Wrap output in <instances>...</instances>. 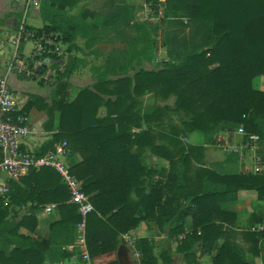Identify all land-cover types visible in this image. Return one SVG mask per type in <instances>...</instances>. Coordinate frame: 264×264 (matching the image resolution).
<instances>
[{"label":"trees","instance_id":"1","mask_svg":"<svg viewBox=\"0 0 264 264\" xmlns=\"http://www.w3.org/2000/svg\"><path fill=\"white\" fill-rule=\"evenodd\" d=\"M76 1L43 0L40 8L56 17ZM146 1L152 17H159L157 22L139 20L137 9L126 0H106L102 13L83 8L68 17L62 28L54 22L39 28L26 26L38 34L57 33L63 43L78 33L127 38L126 48L106 61L108 69L117 67L119 73L115 77L109 72L97 74L90 86L81 87L72 98L68 79L73 60L62 65L63 55L44 54L54 59L50 124L57 112V131L35 153L44 154L65 140L68 157L79 156L70 172L81 181L95 209L85 224L91 258L114 252L118 236L140 221L160 229L167 226L169 234L177 237L185 232L188 219L190 230L178 245L188 264L195 258L191 251L195 241L210 252L220 237L223 242L211 264H252L251 256L231 239L235 215L223 211L220 204L237 200L240 191L264 200V169L220 173L197 166L202 148L181 137L200 132L206 143H212L220 131L241 126L244 140L258 135L256 153L264 165V90L253 86L255 77L264 76V0ZM88 17L91 23L86 22ZM158 30L165 59L152 69L135 70L142 60L155 56ZM149 94L161 100L174 96L173 104H155L143 111V96ZM37 100L44 102L34 96L27 104L35 105ZM146 154L162 166L149 167ZM9 188L7 206L0 198V264H44L70 256L65 246L74 243L80 215L69 202L60 175L51 168L33 169L10 179ZM48 203L56 204L58 214L49 224V236L34 238L17 232L20 228L34 231L37 213ZM22 209L26 211L19 215ZM257 221L252 218L251 223ZM249 227L244 230L246 238L253 245L260 239L264 244V230ZM139 243V263L158 264L150 240L141 238ZM100 262L119 264L116 259Z\"/></svg>","mask_w":264,"mask_h":264},{"label":"crops","instance_id":"2","mask_svg":"<svg viewBox=\"0 0 264 264\" xmlns=\"http://www.w3.org/2000/svg\"><path fill=\"white\" fill-rule=\"evenodd\" d=\"M23 1L24 0H0V57H3L6 52L9 51L11 52L10 61L14 51L12 40L17 31L18 25L23 18L25 27L30 26L39 28L45 23L50 24L54 22L57 24L56 26L62 28L68 17L77 15V13L83 8L89 9L98 14L107 9L105 4H96L97 0H78L72 6L66 5L63 10L58 11L56 17H53L50 16V11L43 10L42 12L40 3L37 6L31 7L35 10L34 19L37 20L38 18L41 20V23L35 26L26 23L24 11L23 15H21ZM126 1L137 9V13L142 10L141 6L148 3L146 0ZM139 2H142L141 5H137ZM148 4L150 5V3ZM86 22L91 23V18H86ZM126 41V37L115 38L112 34L90 38V36L78 33L71 41L65 42L68 49L65 57L61 59V64L63 65L66 63L69 58L73 60L72 74L68 79L70 83L68 91L71 98L81 87L86 85L90 86L95 81V76L97 74L109 72L110 77H115L114 75L119 73L117 67H115L114 70L108 69L106 61L108 57L114 54V52L125 49ZM25 45L26 43L20 44V56L26 57L30 51L29 49L25 52ZM156 51L158 52L159 50ZM161 51H163V48H161ZM162 54L165 57L164 53ZM148 62L150 61L142 60L141 64L135 66V70L140 68L147 69L146 65ZM9 63L5 65L4 68L0 67V75L7 73ZM134 72L135 71L131 70L129 74L132 75ZM9 75L12 76L10 84L15 86L11 89L20 97L23 103L22 110L28 116L29 126L31 128L29 135L22 141V148L25 151H35L50 138V134L57 131V112L52 124H50V81L49 79H45L44 81L38 82L37 87H33L21 83L20 79L23 80L24 76H20L15 72L8 73V78ZM34 96L42 98L44 102L37 100L35 105H28L27 103L33 101ZM44 107L46 108V111L44 110ZM103 108L104 107H101L99 109L100 115L103 113ZM142 108L143 111L149 108L148 96L143 97ZM234 138L232 137L231 140L233 141ZM201 140L202 141H199V137L195 133L186 137L187 142L198 145V147L202 148L197 154L198 159L195 162L197 166L213 169L220 173L254 172L256 166H259L260 169L263 167V161L257 155V150L252 151L247 147L233 146V148L237 150L229 151L215 142L206 143L203 136ZM245 151L250 152L249 158L251 159V166L245 162ZM143 154L145 155V152ZM146 157L149 162L148 166L150 167V165H154L153 163L156 162L155 156L146 154ZM79 159L78 155L73 154L67 158V163L70 166L78 162ZM156 163L158 166H162L160 162ZM0 198L3 203L7 201L1 196ZM220 206L223 211L232 212L235 215L234 221L236 222V226H233L232 241L241 247L246 256H251L252 264H264V244L262 240L260 239L256 245H253L252 242L246 238L244 232V230H247L248 226L251 224L252 218L260 220L259 222L257 221L256 224H264V200H256L252 192L240 191L237 200L223 201ZM25 211L26 209H22L19 215H22ZM46 218H48V220L43 221ZM37 219L38 224L34 231L20 228L17 232L34 238H46L50 234L49 224L58 219V214L55 209H52L48 213L45 211H39L37 213ZM186 220L185 232L179 234L177 237L169 234L167 226H164L162 230L152 223L147 224L145 221H140L134 229L118 236V247L114 252L101 256L98 260L95 259V261L101 263L100 261L116 259L119 264H140L141 250L139 240L141 238H148L153 252L158 258V264H188L184 258V254L178 250L180 240L185 236V233L190 230L189 221L188 219ZM61 237L64 240L68 238V234L62 235ZM222 242L223 237L218 238L213 243L211 251L206 252L203 245L200 242L195 241L191 248L195 258H193L192 260L194 261H191L189 264H211V257L217 254ZM11 248L12 247L7 250L9 251ZM65 248L72 253L70 256L61 259L58 262H50L48 260L44 264H83L80 257L81 242L77 229L74 243L67 244ZM160 254L161 257H159ZM162 255L167 257L168 261H162Z\"/></svg>","mask_w":264,"mask_h":264},{"label":"built area","instance_id":"3","mask_svg":"<svg viewBox=\"0 0 264 264\" xmlns=\"http://www.w3.org/2000/svg\"><path fill=\"white\" fill-rule=\"evenodd\" d=\"M41 1L43 0H24L22 7L24 15L27 10L39 5ZM23 19L12 40L14 51L7 73L0 75V196L8 200L10 179L16 180L33 169H54L68 189L69 202L77 207L80 215L77 231L81 242L80 257L83 264H102L90 257L85 244L86 217L95 209L88 195L81 189V182L75 180L70 172V166L67 163L70 152L67 142L63 140L55 143L52 149L40 155H37L35 151H25L22 148V141L29 135L31 128L28 116L22 110L23 103L11 89L7 74L15 72L20 76L34 78V76H38V72L44 70L46 71L45 78L49 79L48 77L54 71L51 68L54 59L44 54L53 53L60 56L62 53L58 34L52 32L38 34L25 27ZM27 42H31L33 46L26 57L20 56V44ZM231 134L232 132L218 133L214 136V142L226 149L228 148L229 151H236L237 149L231 145ZM242 145L255 151L258 149V135H248V139ZM254 170L259 171L260 167L256 166ZM55 207L54 203H48L44 206V211L48 213ZM250 230H264V224L252 225Z\"/></svg>","mask_w":264,"mask_h":264},{"label":"rangeland","instance_id":"4","mask_svg":"<svg viewBox=\"0 0 264 264\" xmlns=\"http://www.w3.org/2000/svg\"><path fill=\"white\" fill-rule=\"evenodd\" d=\"M105 1L106 0H97L96 1V4L100 3L101 5L105 4ZM140 1V0H139ZM142 3V2H141ZM141 3H137V5H141ZM106 6V5H105ZM96 7V5H95ZM99 7V6H98ZM142 7V10H140L138 13H137V18L141 21H146V22H150V23H153V22H157L158 21V18L159 17H152V9H151V6L148 4V3H145V5L141 6ZM35 10L33 8H30L29 10H27L26 14H25V20H26V23L27 24H30V25H39L41 22L40 19L37 18V20L34 19V12ZM162 14V7H160L158 9V15H161ZM21 15H23V9L21 11ZM57 34V33H56ZM59 36V34H58ZM160 31L158 30L156 33H155V36H154V39H155V46H156V49L159 50L158 52L156 51L155 52V56L152 58V60L150 62H148V64L146 65L147 69H152L155 67V63H157L158 61H161L163 59H165V57L163 56L162 53H164V49L163 51H161V48L162 46L161 45V37H160ZM60 37V36H59ZM33 46V44L31 42H27L26 45H25V52L29 49H31ZM60 49L62 51L61 55L62 56L60 59H63L66 55V51H67V44L61 42V45H60ZM10 57H11V52L7 51L6 54L3 56V57H0V67L1 68H4L5 65H7L10 61ZM164 57V58H163ZM54 72H52L51 75H53ZM46 74V71L42 70L40 72H38V76H34V79L33 78H28V79H25L23 78L20 79L21 80V83H25L26 85L28 86H33V87H37L38 86V82H41V81H44L46 78H45V75ZM49 81L52 80V76H49ZM12 79V76L9 75V78H8V81H9V84H10V80ZM47 80V79H46ZM47 84V83H46ZM253 86H255L256 88H259V89H263L264 90V76H258V77H255L253 79ZM10 87L11 88H14L15 86L13 84H10ZM144 96H148V100H149V109H151L155 104H160V105H164V104H168V105H172L173 104V101H174V96H170L167 100H161V99H158V98H155L152 94H149V95H144ZM143 96V97H144ZM147 111V110H146ZM174 119L176 120V117H174ZM177 121V120H176ZM241 126H238L237 128H235L233 131H232V134L230 135V140L231 138L235 137L233 139V141L231 140V145L232 146H241L243 147V143L248 139L244 140L243 139V133L241 131ZM224 132H228V131H220L219 133H224ZM193 134H197L198 137H199V141H202V134L200 132H192ZM190 133V134H192ZM189 134V135H190ZM218 134V133H217ZM182 141L186 142V143H190V142H187L186 141V137H181ZM228 139H229V136H228ZM195 145V144H193ZM228 149V148H227ZM252 150V149H251ZM257 150V149H256ZM255 150V151H256ZM231 151H234V150H231ZM253 151V150H252ZM249 155H250V152L249 151H245V162L246 164L250 165L251 166V159L249 158ZM156 159V158H155ZM156 162H158L156 160ZM154 162V166H158V164ZM264 169V165L263 167H261V169L259 171H255L254 172H261L262 170ZM7 203H8V200L5 201V203H3V206H7ZM46 205V204H45ZM44 205V206H45ZM41 211H44V207L41 209ZM50 218V217H49ZM48 220V218L44 219L43 221H46ZM250 225H256V223H251ZM249 225V226H250ZM248 226V227H249ZM250 228V227H249Z\"/></svg>","mask_w":264,"mask_h":264}]
</instances>
